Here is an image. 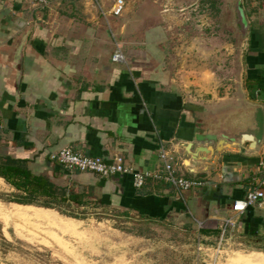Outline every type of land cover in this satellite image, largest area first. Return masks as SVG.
Segmentation results:
<instances>
[{"label":"crops","instance_id":"crops-1","mask_svg":"<svg viewBox=\"0 0 264 264\" xmlns=\"http://www.w3.org/2000/svg\"><path fill=\"white\" fill-rule=\"evenodd\" d=\"M114 1L80 0L66 15L51 1L0 0V160L22 162L60 187L88 191L90 201L118 216L194 234L198 250L205 249L202 243L216 250L222 221L247 195L264 159V9L254 28L263 35L250 30L239 79L221 94L177 81L153 61L164 58L162 52L149 46L128 49L127 65L113 63L116 17L103 13ZM222 135L236 143L228 142L216 159L200 163L187 153L197 137ZM65 148L108 163L121 157L136 171L161 175L164 149L179 177L205 185L180 192L150 179L137 189L128 175L102 178L50 159ZM5 190L26 196L0 178ZM238 224L225 246L264 241V211L252 208Z\"/></svg>","mask_w":264,"mask_h":264},{"label":"rangeland","instance_id":"rangeland-1","mask_svg":"<svg viewBox=\"0 0 264 264\" xmlns=\"http://www.w3.org/2000/svg\"><path fill=\"white\" fill-rule=\"evenodd\" d=\"M50 1L69 15L64 10L80 0ZM125 2L124 12L111 26L114 46L118 43L125 53L149 46L155 54L162 52L164 58L153 61L177 81L194 83L192 90L217 88L221 94L239 79L250 30L264 9V0ZM239 6L246 10L251 28L244 30L240 24ZM12 194L0 191V264H257L251 257H264V241L253 246L246 240L233 242L221 253L206 250L209 244L202 243L205 249L198 250L197 236L176 226H149L94 205L78 211L85 213L81 219L57 210L22 209L7 201Z\"/></svg>","mask_w":264,"mask_h":264},{"label":"built area","instance_id":"built-area-1","mask_svg":"<svg viewBox=\"0 0 264 264\" xmlns=\"http://www.w3.org/2000/svg\"><path fill=\"white\" fill-rule=\"evenodd\" d=\"M40 3L47 6L48 0H40ZM125 0H115L112 7L105 13L104 16L110 15L114 17L121 16L125 10ZM112 62L115 64L127 65V56L118 43L115 44V50L112 55ZM0 122V129H2ZM161 160L164 167V175L155 174L152 172H140L124 164L121 157H115L112 163H108L101 158H94L74 152L70 148H65L57 153H53L50 159L66 169L78 171L82 173H92L102 178H110L117 175H128L133 180V185L137 189L145 186L150 179H157L165 181L177 188L180 192L191 191L201 188L205 183L198 180H191L179 177L176 174L175 166L171 163V159L164 149L160 153ZM258 208L264 211V159L259 164L258 172L252 181V187L247 195L235 200L230 209V215L221 223L219 243L216 249L217 253H221L226 244L228 235L234 232L239 225V218L248 210Z\"/></svg>","mask_w":264,"mask_h":264},{"label":"trees","instance_id":"trees-1","mask_svg":"<svg viewBox=\"0 0 264 264\" xmlns=\"http://www.w3.org/2000/svg\"><path fill=\"white\" fill-rule=\"evenodd\" d=\"M213 4L215 5L216 2ZM240 9L242 10V8ZM261 29L263 30L264 27ZM262 30L256 31L253 28L252 34L260 38L263 35ZM0 178L20 193L26 194V196H13L7 200L9 203L57 210L62 215L74 219L85 217L84 212H78L80 209L89 205L98 207L95 202L89 200L88 191L80 192L76 188L60 187L49 179L35 176L22 162L11 159L0 160Z\"/></svg>","mask_w":264,"mask_h":264},{"label":"water","instance_id":"water-1","mask_svg":"<svg viewBox=\"0 0 264 264\" xmlns=\"http://www.w3.org/2000/svg\"><path fill=\"white\" fill-rule=\"evenodd\" d=\"M238 10L241 25L245 30L248 26L247 19L245 18L242 10L240 8ZM220 137V140H218V136H202L200 138L197 137V146L193 149V152L189 150V148L191 149V146H189V148L187 149V153H190V156H193L195 158V161L200 163L212 160L213 158L216 159L215 156L221 153L223 149H225V146L228 142L232 144L236 143L235 138L227 137L224 135Z\"/></svg>","mask_w":264,"mask_h":264},{"label":"bare ground","instance_id":"bare-ground-1","mask_svg":"<svg viewBox=\"0 0 264 264\" xmlns=\"http://www.w3.org/2000/svg\"><path fill=\"white\" fill-rule=\"evenodd\" d=\"M14 212H16V211H14ZM22 212V211H21ZM13 213V212H12ZM27 214V213H26ZM22 215H23V213H22ZM28 215V214H27ZM10 216V215H9ZM30 216V215H29ZM44 215H39V217H43ZM37 217H38V215H37ZM29 218V217H28ZM45 219H47V221H50V217H44ZM27 220V219H26ZM25 220V221H26ZM52 222H54L55 224H56V222H55V220H52ZM60 228H62V230L64 229V226H61ZM63 231H65V230H63ZM251 260H253L252 262H254V263H257V264H264V257H263V255L261 256V255H259V256H254V257H251ZM249 262V261H248ZM251 262V261H250Z\"/></svg>","mask_w":264,"mask_h":264},{"label":"flooded vegetation","instance_id":"flooded-vegetation-1","mask_svg":"<svg viewBox=\"0 0 264 264\" xmlns=\"http://www.w3.org/2000/svg\"><path fill=\"white\" fill-rule=\"evenodd\" d=\"M240 24H241V21H240Z\"/></svg>","mask_w":264,"mask_h":264}]
</instances>
